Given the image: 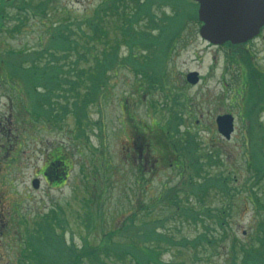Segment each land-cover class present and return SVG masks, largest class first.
<instances>
[{"label":"rangeland","instance_id":"1","mask_svg":"<svg viewBox=\"0 0 264 264\" xmlns=\"http://www.w3.org/2000/svg\"><path fill=\"white\" fill-rule=\"evenodd\" d=\"M138 2H147L155 13L135 22L136 28L158 34L161 44L153 50L131 49L119 31L135 15ZM182 2L0 0V264H35L26 239L47 213L55 216L48 223L58 225L57 233L78 249L84 241L99 250L106 238L126 240L114 233L120 225H129L123 226L127 231L146 228L152 234L141 245L159 257V264H228L229 247L250 243L264 215L258 207L264 195L254 197L255 206L247 195L249 189H264V97L258 95L251 110L245 96L248 68L254 81L264 80V29L252 41L230 48L226 60V46L201 39L193 15L186 22L172 18ZM96 20L104 35L90 41L87 34ZM53 27L77 39V54L49 49ZM105 40L118 46V63L105 66L99 79L77 78L80 66L93 70L102 64L100 55L111 51ZM170 42L171 51L166 50ZM19 52L41 58L37 64L57 82L51 90L29 87L36 77L24 74L12 59ZM81 52L84 58L75 65ZM131 52L137 53L132 62L127 59ZM189 72L198 73V83L186 81ZM226 113L235 119L228 140L215 123ZM151 123L173 136L171 151L164 153V139L144 133ZM188 137L192 145L186 149L193 151L186 153L178 146ZM56 147L67 159L68 176L43 180L36 175ZM204 179L212 182L200 200L189 185ZM222 182L239 191L223 196ZM204 207L226 208V232L212 244L193 245L204 224L215 225ZM251 245L264 255L260 246ZM86 260L80 264H95ZM96 264L136 263L105 256Z\"/></svg>","mask_w":264,"mask_h":264},{"label":"trees","instance_id":"2","mask_svg":"<svg viewBox=\"0 0 264 264\" xmlns=\"http://www.w3.org/2000/svg\"><path fill=\"white\" fill-rule=\"evenodd\" d=\"M114 1L115 0H112V2ZM137 5H138L137 6L138 10H136L135 15L131 17V19L129 20L130 22L125 20L123 25L120 27L119 29L120 34L123 37V40H125V42L127 43L128 47H130L131 49L133 47H138L139 45H142L140 47V49L142 50H147L146 48H148V50H153L152 48H156L158 45L161 44L160 41L156 40V35L158 34H155L154 32L151 33L144 27L136 28L135 25L138 23L137 21L142 16V14H144V16L146 17L151 18L152 16H154L155 13H153L152 7L150 8L147 2L145 3L138 2ZM171 16L176 20L185 19V22L189 17L192 16V19L195 20V22L197 23L198 20L196 16V4L191 0H183V2L179 5L178 8L175 7L174 14ZM165 17L166 16H164V18ZM167 19H168L167 24H169V18ZM152 22H155V20H152ZM100 23L98 20L91 23L92 28L89 31L90 34H87L88 40L94 41L97 40V38H99L100 36L104 35V28L100 25ZM161 24L163 25V23ZM155 27L156 25H154V28ZM64 29L65 28L63 27H59V29L57 30L55 29V27L49 28L48 32L51 35L52 38L51 40L53 41V44L51 43V45H49V49H53L55 52L73 51L74 53L77 54L78 52H75L79 50V48L77 47V39H70L67 36V33L64 32ZM105 42H106L105 43V49H106L108 45L111 44H109L107 40H105ZM166 46H168L166 50L169 48L170 51L172 50V46L174 47L173 42L168 43ZM117 47L118 46L112 48L111 45L109 47V49H111L110 52L104 51L105 53L103 55H100L102 64L99 62L98 65H96V67H93V70H90V68H87L85 70L80 66L76 71V77L80 79L83 76L86 77L87 80H89L90 77H92V79H99V77L104 73L103 69L105 68V66L107 67L108 64L118 63L116 61ZM152 53L155 54V52ZM135 54L131 52L130 55L127 57V59L132 62L134 59H136ZM166 55L164 54L165 57ZM81 58L82 59L84 58L82 52L80 57H78L77 60L75 61L76 62L75 65L79 61H82ZM230 58H231V50L229 49V51L227 52L226 60ZM40 59L41 58H39L38 56L35 57V54L31 56L26 52H19L16 54V61L17 64L19 65V69L21 70L23 67V73L28 74V76L30 77L35 76V73H40L41 76L45 74L44 71L41 69L40 64H37V61ZM57 60L58 58L55 59L54 61ZM107 61H112V62L109 63ZM27 63L29 64L23 66L24 64ZM248 70L250 73H249L248 81H246L247 91H246L245 100L246 102L248 100V104H250V108L252 110L254 105L258 103V99L256 97L258 95L260 97L259 99H263L264 97V95H262L264 93V80L260 83L254 81L255 78L252 76L253 73H251L250 68H248ZM147 71L146 68H144V72ZM51 82H52V86L44 83L41 84L38 77H36V80L33 81L32 84L29 85V87L35 89L37 84H41V86L51 90V88H53V85L57 83L54 78H51ZM90 87L92 88V86H89L87 87V89L89 90ZM241 87L242 90L238 91V95L240 96H242V93L245 94L242 85ZM249 91L252 92L250 96L248 95ZM254 119L257 118L254 117ZM122 125L124 126L125 124L122 123ZM153 126L154 123H151L148 126L145 125L143 128L144 133H147L146 130H148L149 132V134L147 133L148 135L156 136L162 140L164 139V141L162 142V144L165 147L164 153L171 151L168 142H170L171 137L173 138V136L170 135L165 128H160V127L154 128ZM137 134L138 133L136 132V135ZM139 134H141V132ZM180 144L181 146H178L180 151H185L186 153L193 151V149L192 150L186 149L192 145V141L189 137L186 139V141H182ZM51 153L52 155L49 156V159L46 162V165L44 166L46 169L44 168L45 170L43 171L47 172V177L49 179L52 180L66 179L68 176V171H67L68 167L66 164L67 159L65 161V156L63 155L62 149H57L56 147L55 149L52 150ZM161 154L164 155L163 153ZM211 160L214 159L211 158ZM198 173H196L195 176H198L199 175ZM211 177H216V176H211ZM138 179H139L138 183L141 185L143 182L141 173L138 175ZM230 179L231 176L229 175V177H227V180ZM211 182H212L211 179L208 180L204 179L200 183L191 182L189 185V192L190 191L192 192L193 190L197 189L198 192H196L195 194H197L198 198L200 199V196L204 195V193L208 189V184H210ZM216 183H221V179H217ZM222 185L224 189L219 191V193H221L223 196L225 195L224 193H228V192L234 196L235 192L237 190L239 191V188L231 187L227 185V183L225 184V182H222ZM162 193H166V190H164ZM260 193L255 189H249V194L247 193V195L249 201L251 202V204H253V206L257 205L255 204L257 203V201L254 199V197H258V196L260 197L261 195H264V189ZM167 199L169 198L166 197L164 200L167 201ZM258 207L259 210H262L264 212V202L259 203ZM203 209L205 210L206 213L210 215L209 217L206 218H208L209 220L213 218V220L215 221V225L204 224L202 233L193 242V245L201 241H203L206 245L212 244L213 239L218 238L220 235L223 236V232H226V226H227V225L225 226L226 223L225 214L227 213L226 208L223 207L221 209L220 208L212 209L210 207H204ZM52 214L53 213H47L45 215L42 214V219L38 223V226L37 225L35 226L38 229L35 232L36 234L34 233L30 239L28 238L26 239L28 242V246H27L28 250L35 254V264H80L81 261L85 258L87 259L86 261H88L89 263L96 264V262H98L99 260L100 262H102V259H105V256H108V259L110 258L118 261H124L126 260V258H129L133 260L136 264H159L158 262H160L158 261L160 260L158 256H156L155 254H150L149 253L150 251L147 249V247L141 245L142 241H145L147 237L150 238V235L152 234V232H150V230L146 228L139 229L140 232H138V228L133 229L131 227L133 230L127 231V229H125L123 226H127L126 228H128L129 225H125V224L120 225L118 229L114 230V233L118 235H124V238L126 240L114 241V240H110L109 238H106L104 240H107L108 242L104 243L103 248H100L99 250H97L98 249L97 246H93L89 242L84 241V243L81 245L82 247L78 249L76 246H74V244L67 243L64 240L62 233H57L56 230L59 229L58 225L53 226L48 223L49 218L50 216H52ZM52 217L55 219V216ZM0 232H2V230H0ZM163 240L165 242L170 243L169 237H164ZM252 243H255L257 246H260L264 252V248H263L264 247V215H260V218L257 221V227L250 236V243L248 242L240 243V247L236 248L235 250H232V248L229 247L227 254L228 264H264V255L261 256L260 254L261 252L259 251H257L258 252L257 255V252H255L253 249L254 246L252 247L251 245ZM100 255H102L101 256L102 259H100ZM66 256H68L67 259Z\"/></svg>","mask_w":264,"mask_h":264},{"label":"water","instance_id":"3","mask_svg":"<svg viewBox=\"0 0 264 264\" xmlns=\"http://www.w3.org/2000/svg\"><path fill=\"white\" fill-rule=\"evenodd\" d=\"M198 2V18L203 25L200 35L213 44H238L256 36L264 26V0H194ZM195 83L197 73L187 75ZM218 130L229 138L233 130L231 115L216 120Z\"/></svg>","mask_w":264,"mask_h":264}]
</instances>
